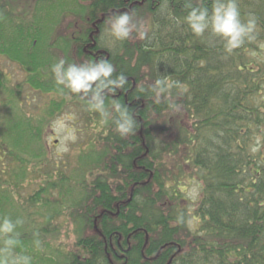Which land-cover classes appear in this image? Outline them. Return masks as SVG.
Returning <instances> with one entry per match:
<instances>
[{"label":"trees","instance_id":"obj_1","mask_svg":"<svg viewBox=\"0 0 264 264\" xmlns=\"http://www.w3.org/2000/svg\"><path fill=\"white\" fill-rule=\"evenodd\" d=\"M24 2L27 12L14 11ZM185 2L0 0V56L25 75L10 86L0 70V218L21 221L14 251L31 264H264V170H252L250 148L254 134L264 132V66L254 64L264 44V0H238L241 20L251 13L257 27L255 39L231 53L210 28L191 32ZM203 3L211 9L212 0ZM113 12H131L147 37H110ZM101 57L128 79L127 91L109 94L106 104L112 98L128 106L135 133L121 136L111 122L102 125L51 73L59 58ZM161 76L188 85L176 116L150 91H138ZM24 86L49 101L28 109ZM67 106L78 107L93 132L69 175L53 163L46 140ZM31 174L40 183L23 199L20 186ZM186 176L201 187L191 211ZM64 215L76 234L66 250L50 241L59 233L54 220Z\"/></svg>","mask_w":264,"mask_h":264},{"label":"clouds","instance_id":"obj_2","mask_svg":"<svg viewBox=\"0 0 264 264\" xmlns=\"http://www.w3.org/2000/svg\"><path fill=\"white\" fill-rule=\"evenodd\" d=\"M185 7L188 11L183 23L187 24L191 32L202 36L210 28L214 35L222 38L227 53L239 48L246 39H255L256 18L249 13L247 20L242 21L238 0H212L211 9L204 6L203 0H198L195 5L192 0H186ZM106 23V33L117 41L127 40L134 32L138 39L147 37L144 24L134 19L131 12H113L107 17ZM51 73L56 84L62 86L61 92L67 89L70 94L85 100L86 109L99 114L102 125L111 122L121 136L135 133L138 125L130 108L120 99L111 98V105L106 104L109 94H115L118 89L127 91L129 87L124 73L114 75L116 69L109 59L101 57L87 62L68 63L64 58H59L51 66ZM146 90L151 92L155 104L165 102L169 117H173L182 111L178 101L188 92V85L172 80L169 76H161L149 84L148 89L143 86L138 89L140 93ZM178 222H182V217H178ZM19 223L21 221H13L6 216L0 218V240L3 245L0 247V264H31L30 256L14 251L18 245L16 228ZM35 244L39 247L40 241L37 239Z\"/></svg>","mask_w":264,"mask_h":264},{"label":"rangeland","instance_id":"obj_3","mask_svg":"<svg viewBox=\"0 0 264 264\" xmlns=\"http://www.w3.org/2000/svg\"><path fill=\"white\" fill-rule=\"evenodd\" d=\"M14 11L25 13L30 9V3L24 2L21 6L13 7ZM66 22L70 24V27L79 25V20L67 19ZM66 23V24H67ZM70 29V28H69ZM67 29V30H69ZM262 48V53L254 61L255 67L259 64L264 66V44L260 45ZM259 63V64H258ZM0 70L5 73L7 79L9 80V85L14 86L23 82L24 74L16 65L7 61L0 56ZM23 99L27 100V103L23 104L28 109H33L34 107L41 106L49 101L50 97L41 96L40 94L33 92L28 87L24 86ZM264 99V95H263ZM33 112V111H32ZM90 125L86 123L83 118L82 113L76 106H67L63 112L57 116L49 124V129L46 131V140L49 144L51 150V157L54 164L59 167H65V173L67 175L77 167L78 157L83 153L87 143L90 141L92 136V131L89 128ZM53 140H57V144L53 143ZM264 140V134L258 136V142ZM52 161L50 162L52 164ZM29 179L31 181L26 182V184H21L19 193L21 198H25L28 194L32 193L34 189L38 188L40 183V178L31 174ZM184 198L187 200V209L192 210L193 202H196L201 193L200 183L197 180H191L188 176L184 177ZM54 199L58 198V193L53 192ZM59 233L50 239L53 245H59V248L65 249L73 247L76 240V234L74 233L73 223L64 216L54 220Z\"/></svg>","mask_w":264,"mask_h":264},{"label":"flooded vegetation","instance_id":"obj_4","mask_svg":"<svg viewBox=\"0 0 264 264\" xmlns=\"http://www.w3.org/2000/svg\"><path fill=\"white\" fill-rule=\"evenodd\" d=\"M262 134H264V132H262ZM254 136L250 145V148H252V152H253L252 155L253 159L251 160V166H252V170H254L256 173H259L260 170L261 171L264 170V140L258 142V134H254Z\"/></svg>","mask_w":264,"mask_h":264},{"label":"water","instance_id":"obj_5","mask_svg":"<svg viewBox=\"0 0 264 264\" xmlns=\"http://www.w3.org/2000/svg\"><path fill=\"white\" fill-rule=\"evenodd\" d=\"M56 143V141H54Z\"/></svg>","mask_w":264,"mask_h":264}]
</instances>
